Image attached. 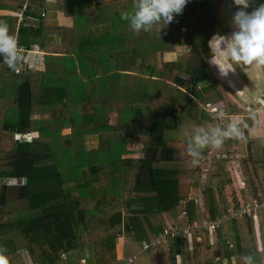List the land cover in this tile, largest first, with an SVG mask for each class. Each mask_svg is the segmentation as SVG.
Masks as SVG:
<instances>
[{
	"label": "trees",
	"instance_id": "1",
	"mask_svg": "<svg viewBox=\"0 0 264 264\" xmlns=\"http://www.w3.org/2000/svg\"><path fill=\"white\" fill-rule=\"evenodd\" d=\"M135 3L0 0V21L23 55L42 51L37 67L27 60L17 63L18 72L0 57L6 264H177V257L180 264H243L248 255L261 264L264 258V152L227 157V150L208 146L196 163L187 154L207 104L222 102L232 114L234 104L208 63V41L229 32L233 0H189L171 23L139 33L123 18ZM53 13L70 24L49 22ZM178 48L189 49L176 55ZM32 133L29 140L15 138ZM205 159L206 209L199 214L180 184L189 178L196 191ZM229 159L242 173L238 192ZM224 191L226 201H215L213 194ZM252 203L261 205L255 220L231 218L214 233L189 228ZM177 226L176 236L153 241Z\"/></svg>",
	"mask_w": 264,
	"mask_h": 264
},
{
	"label": "clouds",
	"instance_id": "2",
	"mask_svg": "<svg viewBox=\"0 0 264 264\" xmlns=\"http://www.w3.org/2000/svg\"><path fill=\"white\" fill-rule=\"evenodd\" d=\"M189 0H136L134 10L123 14L130 27L137 33L148 31L161 21L171 23L174 16L182 14ZM256 7L248 11L250 4ZM237 10L232 16L234 30L231 34H214L208 41L209 64L221 76L227 77L236 69L244 71L253 82L264 77V0H233ZM161 30V29H160ZM0 57L10 69L15 70L17 63L25 60L23 50L18 47L17 39L10 35L6 22L0 21ZM223 116V113H220ZM238 135L235 123L227 128L211 127L205 130L197 127L188 142L187 154L196 163L205 147H220L224 139ZM6 249L0 248V264H6ZM243 264H256L250 255L242 257Z\"/></svg>",
	"mask_w": 264,
	"mask_h": 264
},
{
	"label": "crops",
	"instance_id": "3",
	"mask_svg": "<svg viewBox=\"0 0 264 264\" xmlns=\"http://www.w3.org/2000/svg\"><path fill=\"white\" fill-rule=\"evenodd\" d=\"M230 20V30L226 35L234 30V26H232ZM49 22L56 25L68 26L70 24V19L63 17L60 13H53V15L50 16ZM34 52L39 56L42 51L35 50ZM210 68L216 79H219L223 83L226 95L234 104L230 108L232 114L227 113L222 106V102L207 104L206 108L208 109V114L199 116L201 120L196 122L194 131L197 127H203L205 130L216 126L227 128L229 123H235L238 128V135L224 139L223 144L214 150L222 151V149H225L227 150L226 156L234 154V157L241 158L245 157L249 153V149H251L252 154L260 158L258 155H263L264 152V77H262L259 82H253L249 79L248 75L239 68L235 71V78H231L229 76L230 73L227 77L221 76L218 71L213 70L212 65H210ZM220 113H223V116H221ZM254 150H260V152ZM210 158L211 157L207 155V159L209 160ZM228 168L231 170L230 173L231 179L234 182V188L236 186L238 192V188L243 185V182H241L242 173L238 161H231V163L228 164ZM199 214L202 213L199 212ZM258 237L255 244L257 250L261 251V241ZM260 260L261 264H264V258ZM176 262L180 264L179 257H177Z\"/></svg>",
	"mask_w": 264,
	"mask_h": 264
},
{
	"label": "rangeland",
	"instance_id": "4",
	"mask_svg": "<svg viewBox=\"0 0 264 264\" xmlns=\"http://www.w3.org/2000/svg\"><path fill=\"white\" fill-rule=\"evenodd\" d=\"M232 19V18H231ZM230 22L232 23V20H230ZM232 26H233V24H232ZM231 34V33H230ZM47 36L48 35H46V40L48 39L47 38ZM187 49H189V48H178L177 50H176V55H178L179 53H181V52H184V51H186ZM28 60V63H30L31 65H33L34 67H37L38 66V64H40V62H39V56L37 55V54H28V55H26L25 56V60H23V61H20V62H18V63H25L26 61ZM27 63V62H26ZM209 63V62H208ZM213 70L214 71H218L214 66H213ZM236 72H234V73H231L230 72V74H229V76L231 77V78H235V76H236V74H235ZM211 104H213V103H211ZM198 115H200V113L198 114ZM114 118H115V116L113 115V116H111V120L112 121H114ZM197 121L198 120H201V118L200 117H198L197 119H196ZM67 131L68 130H65L64 131V133H67ZM36 136V133H32L31 135H25V136H22V135H16L15 136V138H17V139H19V138H26V139H31V136ZM229 154H231V153H229ZM234 154H231V156H227V157H234L233 156ZM206 160V159H205ZM207 162L205 163V162H202V165H203V170H202V175H201V182H200V184H199V188L196 190V191H194L193 190V187H192V180H190L189 178H185V179H181V184H180V186H181V189H182V191H188L187 192V195H188V197L187 198H191V197H194L195 198V201H196V205H197V208H198V211L199 212H201V213H204L205 212V209H206V206H205V193L203 192V186H204V183H205V181H206V179H207V177H208V175H207V166H208V164H209V161L208 160H206ZM229 163H231V160L229 159V161H228V163H227V167H228V164ZM239 164V163H238ZM209 181H212V178L210 177V180ZM16 183V181H12L11 182V184H15ZM235 189H236V186H235ZM229 191H224V193H221V194H219V192L218 193H214L213 195H214V197H215V201H216V199L217 200H219V199H221L222 198V200H225L226 201V197H227V193H228ZM204 220V219H203ZM206 220V219H205ZM255 220V219H254ZM259 225V223H258V221L256 222V226H258ZM83 262V261H82Z\"/></svg>",
	"mask_w": 264,
	"mask_h": 264
},
{
	"label": "built area",
	"instance_id": "5",
	"mask_svg": "<svg viewBox=\"0 0 264 264\" xmlns=\"http://www.w3.org/2000/svg\"><path fill=\"white\" fill-rule=\"evenodd\" d=\"M19 69H16V72H18ZM261 205L259 203H252V204H246L238 207L236 210H229L225 215L218 217L215 220H196L191 227H189L192 230H196L200 232L202 229H207L210 231V233H214L220 226V224L224 221H227L231 218H241L244 216L256 218V213L254 212L255 209H259ZM262 209L264 210V204H262ZM179 227H170V230H165L163 233H160L157 235L156 238H154L153 241H155L157 244L163 243L167 241L168 236H176L177 235V229ZM187 230L184 229L182 234H187ZM149 245L144 244L143 249H146Z\"/></svg>",
	"mask_w": 264,
	"mask_h": 264
},
{
	"label": "water",
	"instance_id": "6",
	"mask_svg": "<svg viewBox=\"0 0 264 264\" xmlns=\"http://www.w3.org/2000/svg\"><path fill=\"white\" fill-rule=\"evenodd\" d=\"M25 181H26V179H25V178H23V179H22V182H23V183H25Z\"/></svg>",
	"mask_w": 264,
	"mask_h": 264
}]
</instances>
